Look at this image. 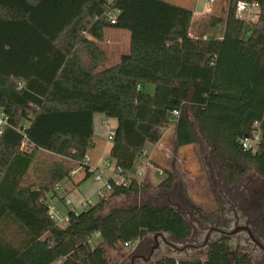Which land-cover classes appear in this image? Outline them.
<instances>
[{"label": "trees", "instance_id": "trees-1", "mask_svg": "<svg viewBox=\"0 0 264 264\" xmlns=\"http://www.w3.org/2000/svg\"><path fill=\"white\" fill-rule=\"evenodd\" d=\"M240 3L259 9L255 22L238 15ZM194 14V6L170 0H0V112L7 120L0 135V264H118V241L191 237L190 223L169 204L103 214V196L79 213L69 210L63 228L52 218L47 200L58 196V185L76 169L84 173L77 187L95 174L85 161L96 146L97 114L117 121L109 159L124 176L172 124L176 147L196 144L195 123L229 184L248 166L264 179V0H227L201 19ZM109 29L128 32L130 48L101 69L106 56L97 43ZM254 133L257 149H244ZM165 175L159 188L172 193L174 173ZM146 188L131 179L108 193L131 197ZM229 251L220 241L204 259L154 264H253Z\"/></svg>", "mask_w": 264, "mask_h": 264}, {"label": "rangeland", "instance_id": "rangeland-1", "mask_svg": "<svg viewBox=\"0 0 264 264\" xmlns=\"http://www.w3.org/2000/svg\"><path fill=\"white\" fill-rule=\"evenodd\" d=\"M226 1L227 0H216V2L213 3L214 9H218L219 11L225 5ZM115 14L116 12H113L111 16H115ZM92 24L93 22H89L88 25ZM97 44L104 51L106 56L105 63L101 66V69L110 68L119 63L122 55L128 53L130 48L129 33L126 31L109 29L105 35L104 41ZM97 122L98 120L96 118L95 123L96 128L98 129ZM104 126L106 131L105 135L101 134V136L98 135L96 137V149H93L87 156L88 159V157L90 158L91 153L92 155H95L97 165L92 159L91 164L98 167V174H94V176L86 181L82 187L77 188L76 183L79 179H81V177H83V172L81 170L80 172L79 169H76V174L73 176V187L76 186V188L68 193L67 199L64 198L65 202H63V198H60L59 196V194H63L64 187L61 185L64 182L59 184L57 187L59 188L57 190L59 191L57 197L52 195L48 196L47 203L50 202L49 205L52 207L50 208V212L53 214L56 223H58L59 227L61 228L65 227L66 224L59 223L58 218H61L64 213L68 214V211L72 207H78L79 204L88 199H91L93 204H96L99 201V198L101 197H99L98 191L103 187L104 181H106L107 177L114 168V162L109 159V151L112 142L107 139V135L109 131L116 130V120L108 119ZM173 126L174 125H172L171 130L168 131L170 135L173 134ZM193 126L198 138V142L194 145L176 147L173 142L174 134L170 137H164L162 145L158 147V150H156L155 153L152 151L153 147L151 145H147L143 156L141 159L137 160L133 171L127 176L128 181L126 180V182H129L131 179H135L136 181L143 183V185H145L147 188L131 197H113L108 192H106L103 195L106 199V206L103 214L108 213V211L113 208H130L133 206H139L143 203L173 205L172 203H176L174 202V197L179 194L183 195L185 200L190 202L195 208L201 211H214L217 209L221 210L220 197L216 193V189L218 187L217 181L223 180L224 182V178L226 176L228 177V173L224 168L221 167L219 169L217 167L220 165L213 154L212 145L204 138L200 129L195 123H193ZM256 127L258 128V125H256ZM253 137H256L258 141L250 143V145H252L253 149L256 150L260 142V134L254 133ZM96 150L97 152L94 153L93 151ZM146 153L149 155L151 154V159L159 166H156L153 162H151V160L147 159L149 156L146 155ZM87 159L85 162L88 164L89 162ZM214 166L219 169L217 176L213 175ZM165 169H169L174 173V188L172 193L164 192L159 188L160 184L166 179ZM97 175H101L103 177L101 182L96 180ZM254 175H257L255 167L248 166L247 169L242 171L241 176L244 179H249V177ZM239 177L237 179H239ZM237 179L236 183L238 182ZM72 181L67 180L65 182L69 184ZM55 206L59 207V209H57ZM173 206H175V209L182 211L180 206L179 208L178 205ZM88 208L89 207H79L78 211L81 212ZM193 216L194 214H191V217ZM142 243L143 242H140V244ZM124 244L125 243L123 241H118L115 245L116 250L112 252L113 255L117 256L119 261L118 264H129L133 254H136L137 248H134L135 244L134 247H125ZM227 244L230 248L229 256L232 259H234L236 255L242 254L241 250H238L236 243L228 242ZM252 263L255 264L254 262Z\"/></svg>", "mask_w": 264, "mask_h": 264}, {"label": "flooded vegetation", "instance_id": "flooded-vegetation-1", "mask_svg": "<svg viewBox=\"0 0 264 264\" xmlns=\"http://www.w3.org/2000/svg\"><path fill=\"white\" fill-rule=\"evenodd\" d=\"M218 168L213 167L214 176L218 175ZM229 180L228 173L224 182L217 181L221 210L201 211L183 195L174 197L176 203L172 204L180 206L182 216L192 227L191 237L178 240L170 234L161 240L147 236L129 264H147L159 258L201 259L220 241L236 243L242 252L238 255H246L255 264H264V179L257 174L249 179L240 176L234 184H229Z\"/></svg>", "mask_w": 264, "mask_h": 264}, {"label": "crops", "instance_id": "crops-1", "mask_svg": "<svg viewBox=\"0 0 264 264\" xmlns=\"http://www.w3.org/2000/svg\"><path fill=\"white\" fill-rule=\"evenodd\" d=\"M171 2H174V3H176V4H179V5H182V6H194V9H195V14H194V17H195V19H201V18H203V17H205L208 13H210V12H212L213 10H215L214 9V5L213 4H211L208 0H170ZM216 2V1H215ZM259 12V9L255 6V5H250L249 6V8H247L244 12H242V11H239L238 12V15L242 18V19H244L245 21H251V22H255L256 20H257V13ZM129 52V51H128ZM149 88V90H153V88L152 87H148ZM97 118V120H98V122H97V127H98V129L96 128V123H95V119ZM108 120V118L105 116V115H102V114H97V115H95V117H94V131H95V135H96V137L99 135V136H101V134L102 135H105V133H106V131H105V123H106V121ZM116 127H117V121H116ZM171 127H172V125L168 128V130H166L165 131V138L166 137H170V136H173V134H174V126H173V129H172V132H173V134L172 135H170L169 134V132L168 131H170L171 130ZM98 130V132H97V130ZM164 140V139H163ZM163 142V141H162ZM162 142L160 143V144H158V145H151L152 147H153V149H152V151L155 153V151L156 150H158V147H160L161 145H162ZM173 142H174V139H173ZM97 146V145H96ZM96 146H95V148L94 149H96ZM146 149V148H145ZM94 153L95 152H97V150L96 151H93ZM110 152V151H109ZM153 154V153H152ZM146 155H148L149 157L147 158V159H151V154L149 155V154H147L146 153ZM95 162V164L97 163L96 162V158H95V155H92V153H91V156H90V158L88 157V165L90 166V167H95V168H98L97 166H93L92 164H91V161L92 160ZM97 165V164H96ZM79 171H80V169H79ZM81 172V171H80ZM78 174V173H77ZM84 178V173H83V177H81V179H79L78 180V182L76 183V186L78 185V183H80L81 182V180ZM107 179H108V177H107ZM106 179V180H107ZM72 181V180H71ZM73 183H74V177H73V181L71 182V183H69V184H67V182H64L61 186L62 187H64L63 188V194H59V191H57L58 192V194H59V196H60V198H65V199H67V197H68V193H70L74 188H76V186L75 187H73ZM85 183V182H84ZM83 183V184H84ZM83 184H81L79 187H77V188H80V187H82V185ZM59 189V188H58ZM60 191H61V187H60ZM54 202H55V200H54ZM50 203V202H49ZM49 203H48V205H49ZM80 205L81 204H79L78 205V207H75V208H79L80 207ZM49 207L50 208H52L50 205H49ZM55 207H57V206H55ZM57 209H59V207H57ZM58 211V210H57ZM77 212L79 213V211L77 210ZM59 213V212H58ZM67 214H63V217L64 216H66ZM62 263V260H59V261H57L56 263H54V264H61Z\"/></svg>", "mask_w": 264, "mask_h": 264}, {"label": "built area", "instance_id": "built-area-1", "mask_svg": "<svg viewBox=\"0 0 264 264\" xmlns=\"http://www.w3.org/2000/svg\"><path fill=\"white\" fill-rule=\"evenodd\" d=\"M208 1L211 4H213V3H215L216 0H208ZM249 6H250L249 4L240 3L238 5V7H237L238 12L239 11L244 12L247 8H249ZM112 14H113V12H110V13L107 14V20H108V22L111 25H114L115 22H116V14H115V16H111ZM178 117H179V112H174L173 113V118H172V123H174ZM6 125H7V120H6L5 116H4V114L2 112H0V135L2 134V132H3V130H4V128H5ZM114 136H115V131H109V133L107 135V139L112 142ZM256 141H258L256 137L249 138V139H245V140H243L242 145H243L244 149H247V150L248 149H253V147H252V145H250V143H253V142H256ZM87 161H88V159H87ZM91 171L92 172H95V175H96V174H98L99 169L98 168L91 167ZM75 174H76V172H73L72 173L73 176ZM102 178L103 177L101 175H97L96 176V180L98 182H101L102 181ZM126 180L128 181L127 176L122 175L121 174V171L120 170H116L115 167H114L112 169V172L109 174L108 179L106 181H104L103 187L98 191L99 197H103V195L106 192H110L112 190V185L113 184L114 185H118V186H128L130 184V181L131 180L129 182H126ZM57 190H58V188H57ZM91 205H93V202H92L91 199H88V200H85L84 202L81 203L80 208H87V207H90ZM70 210L72 212L78 213L77 212L78 209L75 208V207H72ZM51 216L54 219V216H53L52 213H51ZM58 222L67 225L69 223V217H68V215H66L64 217L62 216L61 218H58ZM98 238H100V234L99 233H95L92 236V239L93 240L98 239ZM134 244H135V247H134ZM139 244H140V241H135L134 243H125L124 246L125 247H131V246H133L134 248H137Z\"/></svg>", "mask_w": 264, "mask_h": 264}, {"label": "water", "instance_id": "water-1", "mask_svg": "<svg viewBox=\"0 0 264 264\" xmlns=\"http://www.w3.org/2000/svg\"><path fill=\"white\" fill-rule=\"evenodd\" d=\"M164 195H166V194H164ZM167 196V195H166ZM173 209H175L174 207H172ZM178 208H179V206H178ZM178 213H180L181 215H182V213L180 212V210L179 209H175ZM168 236H170V234H168V233H157V234H151V235H148V237H154L155 239H158V238H160L161 240L163 239V238H165V237H168ZM158 242V241H157ZM171 259H175V258H171ZM179 259H198V258H179ZM162 259L161 258H159V259H157V260H155V261H152V262H148L147 264H154V263H157V262H159V261H161Z\"/></svg>", "mask_w": 264, "mask_h": 264}]
</instances>
